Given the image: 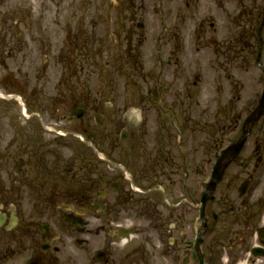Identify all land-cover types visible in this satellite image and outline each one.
<instances>
[{
  "label": "flooded vegetation",
  "instance_id": "flooded-vegetation-1",
  "mask_svg": "<svg viewBox=\"0 0 264 264\" xmlns=\"http://www.w3.org/2000/svg\"><path fill=\"white\" fill-rule=\"evenodd\" d=\"M230 2L240 23L217 54L242 76L219 69L229 92L195 126L180 77L129 109L111 33L86 15L49 30L31 7L0 14V264H264V0Z\"/></svg>",
  "mask_w": 264,
  "mask_h": 264
},
{
  "label": "rangeland",
  "instance_id": "rangeland-1",
  "mask_svg": "<svg viewBox=\"0 0 264 264\" xmlns=\"http://www.w3.org/2000/svg\"><path fill=\"white\" fill-rule=\"evenodd\" d=\"M27 2L32 3L27 5ZM81 2L83 1L7 0L1 3L5 4L1 6L6 9H0V14H28L29 11L26 9L31 7L32 13L37 11L46 13V27L49 30L50 28L56 29L54 24L58 19V14H63L67 21L73 15H76L77 19H80L81 14L86 15L85 29H94L97 35H105V32L111 33V41L108 45L112 55L116 58L121 50V46L117 43L121 42H115V40L120 41L119 36L126 25L127 30L135 33L136 43L133 49L129 48L128 50L125 43L122 42L121 45L122 50L126 51L123 53L133 50L132 58L131 60L123 58L122 62L112 58L111 80L116 89L115 93H124L126 89H129V93L133 94L134 101H131L132 105L129 106V109L139 108L138 104L140 103L136 98V95L139 94L138 87L142 90V94L146 93V89L155 88V77L159 73L157 60L159 54L156 41L161 33V10L166 29L169 30L163 36V48L160 51L165 66H168L162 82L168 84L166 79L180 77L182 85L186 86L187 84L188 87H191V105L186 108L190 109L194 118H199L203 100L207 94H215L219 84L224 88V92H229L228 85L224 80H220L217 84L220 79L219 75L222 73L220 68H224L225 73L231 72L230 75L234 78L242 76L239 67H235L231 71L229 68L231 65L227 58L224 55L222 58L217 54L219 49L217 42L221 45L228 40H233L237 32L236 25L240 23L233 19L235 6L229 0H87L83 6H79ZM43 7L47 9L42 11ZM262 8L264 9V6ZM246 22L247 18L245 17L244 26ZM137 25H143V29L138 30ZM123 38L122 36V41ZM173 53L176 54L170 59ZM137 59L139 70L137 69V74H133L134 71L131 70V67L124 63L131 62L133 64ZM140 66H143V69H140ZM146 77L151 81H148L145 86L146 82L143 80ZM195 85L196 87H194ZM184 86L177 85L173 90L181 96ZM179 98L177 97V104ZM145 106L154 109L152 101L146 103ZM177 108H181V106L179 105ZM150 118L152 116H149ZM196 136L199 137V134Z\"/></svg>",
  "mask_w": 264,
  "mask_h": 264
}]
</instances>
